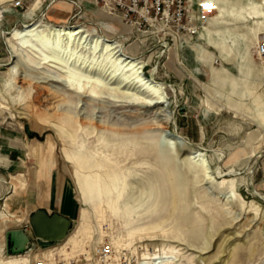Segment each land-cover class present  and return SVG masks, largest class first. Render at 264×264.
I'll return each instance as SVG.
<instances>
[{"label":"rangeland","instance_id":"1","mask_svg":"<svg viewBox=\"0 0 264 264\" xmlns=\"http://www.w3.org/2000/svg\"><path fill=\"white\" fill-rule=\"evenodd\" d=\"M16 1L0 4V264L26 253L9 251L6 232L30 229L34 205L27 200L44 193L50 176L52 192L61 178L64 202L71 198L68 235L77 232L66 243L31 238L30 249L49 253L45 249L57 246L68 256L108 241L136 256L141 253L137 247L167 254L172 249L171 264H264V65L256 53L264 38V0H213L219 15L215 12L204 32L166 46L154 36L129 32L93 5L73 16L70 0H20L21 7L14 6ZM40 20L80 25L123 43L130 55L144 61V75L164 85L168 106L140 108L110 89H100L95 98L79 96L59 83L41 89L45 93L37 100L32 88L52 68H38L29 56L32 62L22 61L10 73L16 58L8 38L13 28ZM78 49L80 61L90 56L87 66L94 53ZM55 50L45 49L49 56ZM68 50L60 57L68 58ZM103 64L94 66L96 72ZM241 65L250 70L245 69L248 76L242 77ZM68 118L73 131L64 132ZM89 121L101 127L87 129ZM163 121L181 139L165 138ZM113 124L123 133L104 131ZM47 138L54 144L49 170L44 154L29 152L32 142L44 150L41 143ZM164 138L172 148L162 144ZM188 150L205 154L216 180L188 167ZM221 153L219 163L216 155ZM71 163L80 174L112 170L113 189L80 201ZM220 171L225 174L216 173ZM231 180L237 195L228 198ZM21 202L22 208L17 207ZM9 214L24 219L10 225ZM79 220L83 226L78 229Z\"/></svg>","mask_w":264,"mask_h":264},{"label":"bare ground","instance_id":"2","mask_svg":"<svg viewBox=\"0 0 264 264\" xmlns=\"http://www.w3.org/2000/svg\"><path fill=\"white\" fill-rule=\"evenodd\" d=\"M4 1L6 0H0V4ZM217 15H219L218 12H216L215 17ZM8 41L10 43L12 53L11 57L16 58L15 64L10 67V73H15L16 66L19 65L22 61L32 62L31 59H29V56H31L30 58L36 61V65L39 66L38 68H43L41 66L43 64H47L50 68H52L50 73L43 74L42 78H45V80H41L38 84L36 83L37 85L32 88L37 89L35 90V98L37 100L45 93L41 89H52L53 83H59L65 89H74L73 92H75L79 96L86 95L89 98H95L100 94V89H110L115 93L122 95L123 98H128V104L134 103L140 108H156L163 110L165 105L168 106V100L163 91V89H165L164 85L153 80L152 78H147L144 75V61L130 55L127 49L125 50L123 48V43L118 42L116 39L109 38L106 35L100 34L97 30H95V32H91L80 25H67L63 22H59L58 24L46 23L40 20L38 22L36 21L26 24L22 28H13L10 31V37L8 38ZM49 47H51L52 49H56V52L52 56H49L45 51V49ZM79 47L86 48L94 53L90 58V64H88L87 66L84 64L87 63L90 56L86 58L88 60L84 59L85 57H83V59L80 61V55H77V50H79ZM67 49H69L68 51H71L72 53L69 54L68 58L64 57L66 59L61 58V52H64V50ZM64 53L67 52L65 51ZM98 53L100 54L96 57V54ZM13 60L14 59H12V61ZM104 60L110 63V66L108 68L106 62V64H103ZM97 63L103 64L98 72H96V68H94ZM152 71H155V67ZM84 72H86V74ZM90 73L93 74L89 75ZM41 82L42 84L46 83L47 85H42L40 84ZM65 122L67 128L64 130V132L73 131V120H69L68 118ZM166 123V121H163L160 124L162 135L165 138L169 137L168 139L171 140H175L176 138L181 139L182 136L169 132ZM84 125H86L85 127H87V129L91 130L94 128V126L97 128L101 127L95 125L94 122L90 121L85 122ZM113 125L114 126H104V131L110 130L113 133L117 134L123 133V130L117 128V124ZM132 128L134 127L132 126ZM165 138L162 139V144H164L168 148H172V144ZM32 143L33 144L29 148V152L33 155L35 153H37L38 155L44 154L45 159H47V162L44 163V168H46L47 170L51 169L53 163L49 160L53 156L54 144L49 138H47L45 142L41 143V145H45V149L42 150L41 146H37L35 144L36 142ZM184 154L186 159L188 160L187 165L192 169V171L196 172L199 175L204 174L205 179L208 181L216 180V176H214L211 172L208 161L204 157V153L200 151L188 150ZM255 155L256 153L254 154V156ZM259 156L260 154L257 155V157ZM216 158L220 163L223 159L222 153L216 155ZM70 165L73 168L72 175L74 178V185L76 186V189L78 191L80 201L88 202L94 197L92 196L93 194H98V192L101 190H109V188L113 189V184L110 180L113 177L112 170L106 169L105 173H103L102 171H98L99 174L97 176L88 171L87 175L80 174L78 172L80 169L77 171L73 163H71ZM230 171L232 172V169ZM222 172L223 171L216 173H218V175L225 174ZM92 174L94 175V177ZM223 181H225L224 178ZM60 183L61 181H59V184ZM183 183L184 179L178 181V184L180 185H182ZM228 194V198L229 196L231 197L233 195H237L234 189L233 180H231L230 190ZM256 208L258 209L257 206ZM114 209L116 210V205H114V207L112 208L113 211ZM9 215L10 217H12L9 219L10 225H17L24 219L22 216H18L16 214ZM80 226H83L81 220L78 221L77 228L79 229ZM25 231L29 236H33L30 229H27ZM76 232L77 231L75 230L70 233L62 240L61 243L68 242L73 237V233L75 234ZM137 248H139L138 252L141 251V253L137 256L139 264H163L164 262L171 264L172 261L170 260L171 258H174L173 255L175 251L172 249L169 250L171 254H167L164 253L160 248L156 247H153V249L151 250L147 248L145 249V246H143L142 248ZM43 253L46 252L31 248L24 255L19 254L17 256L6 257L5 259H2L1 263L34 264V259Z\"/></svg>","mask_w":264,"mask_h":264},{"label":"built area","instance_id":"3","mask_svg":"<svg viewBox=\"0 0 264 264\" xmlns=\"http://www.w3.org/2000/svg\"><path fill=\"white\" fill-rule=\"evenodd\" d=\"M79 6L82 0H70ZM104 14L116 18L129 32L150 35L163 45L192 40L205 31L214 17L213 0H92ZM21 7V1L14 3ZM258 59L264 65V39L256 48ZM27 230V229H25ZM51 252L40 254L34 264H139L136 254L117 249L108 241L95 243L89 251L62 255L57 246Z\"/></svg>","mask_w":264,"mask_h":264},{"label":"water","instance_id":"4","mask_svg":"<svg viewBox=\"0 0 264 264\" xmlns=\"http://www.w3.org/2000/svg\"><path fill=\"white\" fill-rule=\"evenodd\" d=\"M28 224L33 236H29L25 230L10 229L6 232L9 251L14 254L27 252L33 245L31 238L41 243H55L62 241L69 233L71 220L58 212L48 213L44 209H36L30 213Z\"/></svg>","mask_w":264,"mask_h":264},{"label":"crops","instance_id":"5","mask_svg":"<svg viewBox=\"0 0 264 264\" xmlns=\"http://www.w3.org/2000/svg\"><path fill=\"white\" fill-rule=\"evenodd\" d=\"M67 3L70 7V10H68V12L73 16L78 15L81 11H83V9H85L86 6H89V5H90V7L92 5L95 6L94 3L92 2V0H82L80 7L74 5L73 2H71V1H68ZM261 68H262V70H264V66H261ZM245 69H247V68H245L243 65H241L239 67V71H240L242 77L246 76L247 74L249 75V72H246ZM247 70L250 71L249 69H247ZM223 73H224V69H222L220 71V75L222 77V80H223V75H224ZM51 177L52 176H50L49 179L45 180V185L43 188L44 193L35 194V196L33 198H30L27 200L28 204L34 205V207L32 209H30V213H32L35 209H44L48 213L58 212L59 214L64 215L67 218H71V214H72V209L70 210L71 198L69 197L67 199L68 201H66V203L64 202L66 190H65V187L63 185V182H62L61 186L59 184V181L61 180V178H59L57 180V182H55V185L57 188L54 190V192H52L53 190H52L51 181H50ZM49 183H50V185H49ZM67 194H69V192H67ZM31 197H32V195H31ZM16 204L18 205L17 207H20V208H22V206H23V202L16 203Z\"/></svg>","mask_w":264,"mask_h":264}]
</instances>
